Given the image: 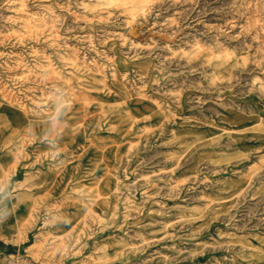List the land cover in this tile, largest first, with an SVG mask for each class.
I'll list each match as a JSON object with an SVG mask.
<instances>
[{
    "label": "rangeland",
    "instance_id": "obj_1",
    "mask_svg": "<svg viewBox=\"0 0 264 264\" xmlns=\"http://www.w3.org/2000/svg\"><path fill=\"white\" fill-rule=\"evenodd\" d=\"M127 1L0 0V264H264V0Z\"/></svg>",
    "mask_w": 264,
    "mask_h": 264
},
{
    "label": "crops",
    "instance_id": "obj_2",
    "mask_svg": "<svg viewBox=\"0 0 264 264\" xmlns=\"http://www.w3.org/2000/svg\"><path fill=\"white\" fill-rule=\"evenodd\" d=\"M35 157H34V155H31V157H29V159L27 160V164L29 165L30 163H28V162H30V161H32L33 162V159H34ZM3 159H5L6 160V164H7V166H9L10 164L9 163H11V161H12V159L11 158H9L8 159V157L7 156H5V158L2 156V155H0V160L2 161ZM2 163H0V174H1V172L3 171V168H2ZM28 166H26V168H22V166H20V168L19 169H15V170H12L11 171V173L13 172V174L15 173V172H17V173H20L22 176H25L26 174H28V173H31V174H36L37 173V171L39 170V168H36V167H32V168H27ZM15 171V172H14ZM11 189H9V188H7L6 189V192L7 193H10L9 191H10ZM1 192H4V191H1ZM3 205V207L6 209V208H12L13 209V204H12V202H10V201H6L5 203H3L2 204ZM37 207H42L40 204H38L37 205ZM21 208L22 209H30L31 208V206H30V204H23V205H21ZM0 231H1V229H0ZM2 232V231H1ZM2 235L0 234V258H1V256H3V255H6V254H9V252L10 251H12L13 249H14V246H13V243H12V241L14 240V235H11V239H12V241H7V240H5L4 239V237H1ZM67 264H70V263H67Z\"/></svg>",
    "mask_w": 264,
    "mask_h": 264
},
{
    "label": "built area",
    "instance_id": "obj_3",
    "mask_svg": "<svg viewBox=\"0 0 264 264\" xmlns=\"http://www.w3.org/2000/svg\"><path fill=\"white\" fill-rule=\"evenodd\" d=\"M5 264H42V263L31 258L28 255L15 253L7 256Z\"/></svg>",
    "mask_w": 264,
    "mask_h": 264
},
{
    "label": "bare ground",
    "instance_id": "obj_4",
    "mask_svg": "<svg viewBox=\"0 0 264 264\" xmlns=\"http://www.w3.org/2000/svg\"><path fill=\"white\" fill-rule=\"evenodd\" d=\"M128 2H129V0L127 1V3H128ZM120 3H121V2H120ZM124 3H126L125 0H124L123 4H124ZM129 16H130V15H129Z\"/></svg>",
    "mask_w": 264,
    "mask_h": 264
}]
</instances>
